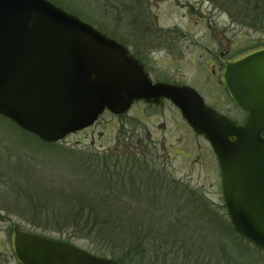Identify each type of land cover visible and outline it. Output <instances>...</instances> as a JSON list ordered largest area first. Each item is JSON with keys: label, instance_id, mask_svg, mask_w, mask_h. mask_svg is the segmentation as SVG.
<instances>
[{"label": "water", "instance_id": "water-1", "mask_svg": "<svg viewBox=\"0 0 264 264\" xmlns=\"http://www.w3.org/2000/svg\"><path fill=\"white\" fill-rule=\"evenodd\" d=\"M128 48L51 0H0V115L46 143L86 129L106 110L169 98L209 141L238 236L264 251V48L227 65L225 83L242 123L194 88L153 84ZM22 264H121L66 241L13 228Z\"/></svg>", "mask_w": 264, "mask_h": 264}, {"label": "rangeland", "instance_id": "rangeland-1", "mask_svg": "<svg viewBox=\"0 0 264 264\" xmlns=\"http://www.w3.org/2000/svg\"><path fill=\"white\" fill-rule=\"evenodd\" d=\"M57 1L63 4L61 7L65 10L76 14L82 20L98 28L99 31L116 39H123L130 45L134 46L136 42L141 43L137 38L151 37L150 42L156 44V51L153 53L154 55L151 54V58L155 62L158 75L174 77L176 80L195 86L204 97L210 98L208 101L211 100L213 106L228 113L231 118H239V110L235 105L229 103L223 106L220 102H216L218 87L212 82L213 67L216 68L213 64L219 63L222 53H228L231 59H238L248 53L249 50L246 48L249 45L256 46V49L260 48L259 44L264 45V34L238 22H233L225 7L220 8L217 6L218 4L214 5L212 0ZM170 40L180 42L179 47L184 46L185 53L182 56L179 55L178 50L176 55L170 56V51L164 49ZM174 56L177 61L179 60L180 65L174 62ZM178 69H180V73L175 74L174 71H178ZM214 82L216 83V81ZM139 113L133 109L128 113V116L120 119L110 111L104 112L95 125L88 129L89 131L81 130L71 133L58 141L53 148L43 146L32 134L24 132L11 120L0 115V264H22L15 256L14 226L53 240L70 242L95 254L92 251L93 245L89 244L90 240L73 234L70 236L68 229L63 232L46 231L34 225L36 223L31 215L33 211L26 199L20 201L16 194L10 192L14 184H25L22 180L17 179L19 176H26L32 172L36 179L35 183L39 185L41 182L42 189L46 188V190L52 187L53 182L61 187L60 178L62 176H66L68 181L79 180L82 188L66 186L65 192L70 193L73 189H84L94 193L98 190L103 197L110 193L113 199H117L115 205L129 204L131 206L133 204L134 211L132 213L136 212L140 205L148 204L136 188L135 183L130 182L129 177L130 174L132 177V173H124L122 179L107 178L108 181L105 180L104 169L101 167L93 177H86L80 170H72L75 164L74 160H77L81 168L83 165L92 163L91 160L97 162L99 155L114 159L122 158L127 167L130 166L129 169L137 168L138 159L137 169L141 173L135 171L133 174L135 180L140 175H143V179L149 177V171H154L150 168L166 171L171 176L177 186L171 187L168 190L169 194L162 192L164 194L162 199L150 201L153 202L152 204H158V207H150V215L151 218H159L163 215L179 213L176 218L180 220V224L184 228L181 229L186 244L199 241L200 238V243L204 244L207 239L205 235L213 236L212 229L195 217L197 214L194 208H197L201 203L206 202L210 206L205 211L212 210L211 212L219 213L220 216L229 219L222 195L221 169L210 145L201 139L192 137L183 125L178 123L179 121H172L174 119L170 117V110H165L163 114L158 115V120L155 123L167 120L166 130L159 131L166 132V136H168L166 140H147L145 136L138 134L143 131L142 129L147 132L144 124L149 123L153 116L146 114V118L139 120L138 116L141 115ZM148 128L153 131L151 125H148ZM179 133H184L182 135L184 138L180 141L177 139ZM28 158L33 161L36 159V161L32 162ZM21 165L29 166L30 170L22 172ZM95 166L89 164L91 168H97V165ZM103 166L106 167L104 164ZM118 166L117 163V169L114 170L109 169L108 165L106 170L119 173L122 168ZM45 171L46 175L44 176L43 172ZM90 174H94V171ZM149 182L147 181V183ZM182 184H185V187ZM28 189L31 192V189ZM187 189L197 190L199 198L202 196L201 200L199 199V204L195 200L191 205H182V201L186 199ZM55 190L53 189L52 192ZM173 196L178 200H173ZM106 199L108 201L110 198ZM107 201H104V204ZM153 210H156L155 213ZM112 212L122 218L127 217L123 207L111 209L108 202L104 206L103 213L106 215ZM134 215H137L139 219L145 217L141 213ZM156 229V227L152 228V234H156L155 236L158 237ZM163 235L160 234V237ZM206 244L211 249L216 243L212 238H208ZM96 255L100 256L101 254Z\"/></svg>", "mask_w": 264, "mask_h": 264}, {"label": "trees", "instance_id": "trees-1", "mask_svg": "<svg viewBox=\"0 0 264 264\" xmlns=\"http://www.w3.org/2000/svg\"><path fill=\"white\" fill-rule=\"evenodd\" d=\"M58 2L56 0L55 4L61 6L62 3ZM212 2L214 5L218 4L217 6L220 8L225 7L233 22H238L264 34V0H212ZM259 45H261L260 48L264 47L262 44ZM246 49L250 53V51L256 50V46L249 45ZM32 136L36 137L43 146L53 148L57 144V142L46 143L37 136L33 134ZM30 148L32 149V147ZM34 149L36 148L34 147ZM100 156L97 162L91 160L92 163L83 165L81 168L77 160H74L75 164L72 170H80L86 177H93L95 172L100 171L99 167H101L104 169L105 180L114 177L115 179H122L124 173H132V177L131 174L129 177L130 182L135 183L136 188L148 204L140 205V208L132 213L134 211L133 204L131 206L129 204L115 205L117 199H113L110 193L103 197L97 189L96 193H90L84 189H73L70 193L65 192L66 186L82 188L79 180L68 181L66 176L60 178L61 187L53 182L52 187L49 186L48 190L42 189V183L40 182L39 185L35 183L36 179L32 172L26 176H19L17 179L22 180L25 184H14L10 192L16 194L20 201L26 199L33 211L31 215L36 223L34 225L40 229L56 230V232H63L68 229V235L73 234L90 240L91 243L89 244L93 245L92 251L95 254L108 256L121 264H262L264 262V251L238 236L227 217L224 218L219 213H213L212 210L210 212L205 211L210 207L206 202L194 208L197 214L195 217L207 225L209 229H212L213 236L205 235V238H212L216 244L210 249L206 244L207 239H205L204 244H201V238L199 241H193L195 244L193 242L186 244L182 235L184 228L180 224V220L176 218L179 213L163 215L159 218H151L150 215V207H158V204H152L153 202L150 201L163 197L162 192L169 194L168 190L177 186L171 176L166 171L150 168L154 171H149V177H147L149 180L143 179V175H140L139 178L135 177V180L133 174L136 170L138 171V159L137 168L129 169L130 166L127 167L122 158L114 159L107 156H101V158ZM34 160L36 161V159ZM117 163L119 164L118 167L121 166L122 171L114 173L113 170H109L107 172L108 165L110 166L109 169L116 170ZM89 164L97 165V168H91ZM26 170H30L29 166L21 165V171ZM92 171L94 174H90ZM43 175H46V171L43 172ZM147 181L150 182L147 183ZM28 188L31 189V192ZM53 189H56L55 192H52ZM196 192L197 190L187 189L186 199L182 201V205H191L195 200L199 204V199L201 200L202 196L199 198V194ZM106 198L110 199L107 201ZM176 199L178 200L177 197L173 196V200ZM104 201L107 202L104 204ZM108 202L111 209L123 207L127 217L122 218L114 212L104 215V206ZM155 211L153 210V213ZM136 213H141L146 218L139 219L137 215H134ZM154 227L157 228L158 237L155 236L156 234H152ZM160 234L164 235L160 237Z\"/></svg>", "mask_w": 264, "mask_h": 264}, {"label": "flooded vegetation", "instance_id": "flooded-vegetation-1", "mask_svg": "<svg viewBox=\"0 0 264 264\" xmlns=\"http://www.w3.org/2000/svg\"><path fill=\"white\" fill-rule=\"evenodd\" d=\"M116 39V38H114ZM136 39V38H135ZM137 40H140L141 43H134L133 45H130L128 42H126L125 40H121V39H116V41H118L119 43L123 44L124 46H126L128 48V51H130V53L132 55L135 56V58L137 59V61H139L143 67H144V71H146V73L149 75L152 83L155 85L157 83L160 82H164V83H169L172 85H185V86H190L192 88H194L197 92H199V94L203 97V100L205 101V104L208 105L209 107L215 109L216 111L226 115L227 117H229L231 120L236 121L237 123H242L245 121L247 113L241 109V107L235 102L234 99H232V95L225 83L224 80V73L226 71V67L229 63L234 62L235 60H237V58L235 59H231L227 54H220V58H219V63L217 64H213V66H215L217 68V73H216V68L213 67V71H212V78L214 81H216V83L212 80V82L217 85L218 87V95H217V103L220 102L221 105L225 106V104H229L231 103L233 106L235 105L238 110H239V118H235L232 117L226 113L220 110V108L215 107L212 105L211 100L210 102L208 101L210 98H206L203 96V94L200 92V90H198L195 86H191L189 84H187L184 81L181 80H176L174 77L171 78L169 76H161L158 75V71L156 66H155V62L154 60L151 58V54L154 55L153 53H155L156 51V44H152V42H150L152 39L151 37L149 38H137ZM147 40H149L147 42ZM145 44V45H143ZM161 44V43H159ZM181 43L176 42L174 40H170L169 43H167V46L164 47V49H167L170 51V56L171 55H176L177 54V50L179 51V55L182 56L185 52V48L184 46H180ZM225 56V57H223ZM239 59V58H238ZM212 61V60H211ZM174 62L177 63V65H180L179 60L177 61L176 56H174ZM175 74H179L180 73V69L175 70L174 71ZM172 100L169 98H163L161 101H159V103H153V102H147L145 100H137L134 101L133 103H131L130 108L122 113V114H118L116 116V118H120L123 119L125 116H128L129 112H132L133 109H135V111L140 112L139 114H141L140 116H138L139 120H141L142 118H146V114L153 116V118L150 120L149 123L144 124V127L146 128L147 132H144V129H142L143 131L141 133H139L138 135H142L145 136L147 140H154V141H165L166 138L168 136H166V132H159V131H165L166 127L168 124L167 120H164L158 124H155L156 121L158 120V115H161L165 112V110L169 111L170 110V117L174 120L172 121H179L178 123H181L184 127L185 130L188 131L189 134L192 135V137L194 138H198L203 140L204 143H209L208 140L205 139V137L203 135H199L197 134L192 127L190 126V124L186 121V119L183 117L182 112H180L181 110L173 103L171 102ZM107 112V111H106ZM174 122V123H175ZM95 125V124H94ZM148 125H151L153 128V131L149 130ZM92 126H90L87 129L82 130L83 132H87L89 131L88 129H91ZM171 128V127H170ZM176 128V127H175ZM168 132H169V128H168ZM184 135V133H179V135L177 136L180 140H182L184 137L182 136ZM161 147H163V145H160ZM171 146V145H170ZM172 147V146H171ZM211 147V145H210ZM212 149V147H211ZM213 151V150H212ZM214 152V151H213ZM185 187V184H182ZM221 186H222V182H221ZM223 192V190H222ZM224 198V197H223ZM264 264V262L262 263Z\"/></svg>", "mask_w": 264, "mask_h": 264}]
</instances>
